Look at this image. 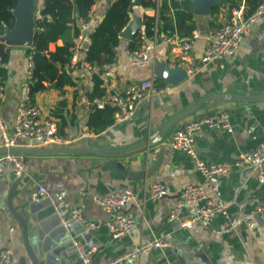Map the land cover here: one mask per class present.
<instances>
[{"label": "crops", "instance_id": "crops-1", "mask_svg": "<svg viewBox=\"0 0 264 264\" xmlns=\"http://www.w3.org/2000/svg\"><path fill=\"white\" fill-rule=\"evenodd\" d=\"M43 1L27 0L26 15L33 21L38 17ZM113 1L98 0L94 4L97 22ZM143 1L147 0L132 4L129 22L123 30H131L133 39L121 38L122 31L118 35L114 77L104 85L100 82L97 88L93 76L81 72L70 74L72 83L61 88L44 82V89L34 95L33 102L41 117L55 121L61 134L70 140L66 148L91 147L118 152L155 142L120 157L93 153L26 155L19 177H15L9 167L0 168V250L12 248L10 264H31L22 244L20 225L8 210L10 191L13 210L27 222L31 249L39 264H81L73 241L83 244L87 240L95 247L91 264H264V215L256 214L257 208L264 206V184L258 182L256 172L250 168L233 167L228 175L217 180V192L208 190L207 194L226 203L232 217L253 216L255 226L252 229L242 225L221 229L223 219L220 216L191 228L181 227L179 221H167L180 190L188 184L201 182L190 157L168 144L172 134L184 123L217 112L228 114L231 132L203 127L194 134L196 155L206 164L233 161L241 153L264 143V98L255 100L264 95V15L252 24L236 54L206 64L200 62L208 44L209 31L224 24L233 10L242 9L248 14L262 0H211L208 6L202 5L204 0H188L191 18L185 20L180 16V28H177L175 13H182L184 0H175L176 8L169 7L166 14L173 27L172 33H167L184 37L194 34L196 37L189 55L194 73L172 83H168L164 71L160 74L155 70L156 64L146 68L130 65L129 43L138 35H146L143 18L157 20L158 6L163 0H157L155 7H143ZM186 31L190 34L184 35ZM3 45L8 49V56L0 74V121L11 131L29 68L31 47ZM61 45V40L48 43L47 50L53 52ZM156 51V63H167L172 58L167 45L158 44ZM151 77L157 87L169 85V91L144 99L125 122L113 119L100 129L104 124L93 119L92 100L121 95L129 85ZM219 95L224 98H212ZM194 107L192 113L173 123L160 136L168 121ZM18 144L23 145V142L19 140ZM160 149L157 169L143 179H120L106 164L116 161L127 176L136 175L154 167ZM155 181H159L166 191L160 199L149 195V187ZM38 186L49 193L64 192L66 209L80 207L90 221H104L108 217L92 202L93 196L110 195L119 188H127L134 199L126 205L124 212L134 220L133 230L116 239L105 227L84 233L82 226L75 224L67 232L47 202L33 201ZM184 217L183 212L180 219ZM165 234L170 235L167 247L145 252L137 259L119 260L125 252Z\"/></svg>", "mask_w": 264, "mask_h": 264}, {"label": "built area", "instance_id": "built-area-1", "mask_svg": "<svg viewBox=\"0 0 264 264\" xmlns=\"http://www.w3.org/2000/svg\"><path fill=\"white\" fill-rule=\"evenodd\" d=\"M94 0L87 17L77 21L78 33L72 38L70 46V60L67 69L71 74L81 72L89 76H96L104 85L109 78L117 73L115 62L102 65L96 68L85 61L81 54L83 42L98 23L94 16ZM157 2V0H155ZM264 15V0L258 2L250 13L245 14L242 9L232 11L229 19L219 27L213 28L208 33V44L203 52L200 62L202 64L231 57L236 54L243 38L249 33L252 24ZM196 36L184 37L177 34L159 33L157 23L151 27L148 35H139L136 40V47L130 51V65L138 68H146L154 65L158 60L156 46L158 44L170 47L172 58L165 63L169 69L183 70L186 76L194 73V67L189 59L193 40ZM29 68L24 78L20 92V99L14 115L11 131L0 121V149L6 152L0 154V168L9 167L15 177H19L24 170L26 159L25 154L10 152L17 147L34 148H66L70 140L61 134L55 121L42 118L39 108L32 101L29 93L32 74V60L28 56ZM1 67L4 63L0 62ZM170 86L157 87L154 79H143L129 85L126 91L121 94H113L107 98L96 97L92 105L97 109L105 106L113 109L115 122H125L134 114L136 107L146 98L153 94L169 91ZM225 129L231 132L226 112H217L197 120L184 123L177 129L169 140L172 149L184 152L193 161L194 169L201 177L200 183H193L184 186L178 196L174 207L168 214V222L179 221L181 227L191 228L195 225L205 224L213 217L220 216L223 223L221 229H235L239 225L252 229L255 226L253 216L235 218L228 212V206L222 201L209 197L207 191L217 192V180L228 175L233 167L250 168L256 172L257 180L264 184V143L241 153L235 160L221 162L218 164H206L199 160L194 145V134L201 128ZM84 135H88L85 133ZM23 145H19L18 141ZM149 195L153 199H160L166 195L164 186L159 182H153L149 187ZM134 199L133 194L127 188H119L110 195H95L91 198L108 216L104 221H90L85 218L80 207L66 209L65 193L62 191L49 193L44 187L38 186L33 197L35 203L47 202L56 217L62 224L65 231L70 232L75 224L82 226L84 233L93 232L100 227H105L110 236L114 239L128 235L134 227V220L124 212L126 205ZM185 217L180 219L181 214ZM256 214L264 215V206L257 208ZM169 234L155 238L148 244L140 245L127 251L119 259H137L143 253L163 249L167 247ZM81 264H91V256L95 251L92 241L87 240L83 244L73 241ZM13 250L5 247L0 250V264H10Z\"/></svg>", "mask_w": 264, "mask_h": 264}, {"label": "trees", "instance_id": "trees-1", "mask_svg": "<svg viewBox=\"0 0 264 264\" xmlns=\"http://www.w3.org/2000/svg\"><path fill=\"white\" fill-rule=\"evenodd\" d=\"M94 0H44L43 6L35 19L36 32L33 35L31 48L28 55L32 60V74L30 84V97L42 91V84L48 82L55 87L61 88L65 84H71V73L67 69L69 64L72 45V38L78 33L77 21L85 19L93 5ZM17 5V0H0V37L4 35L7 29H12L14 25L13 9ZM175 0H163L159 6V16L157 20L153 18H143V25L146 29V35L150 33L151 27L157 23L159 33H172L173 27L166 16L169 7L176 8ZM184 6L182 13H175L177 28L179 26V17L190 20L191 4L188 0L182 2ZM143 7H155V0L143 1ZM132 8L131 0H114L103 18L96 24L88 35L89 46L82 52V58L96 68L115 61V49L118 46V35L124 30L129 22V16ZM191 30L192 27H189ZM190 32H185L188 35ZM139 36V35H138ZM137 36V37H138ZM58 40L62 45L55 48L53 52L47 50L48 43ZM137 40V39H136ZM136 40L129 43V50L136 47ZM8 56V49L0 43V62H5ZM3 69L0 67V74ZM94 84L100 86V81L93 76ZM94 118L104 124L100 129L113 121V109L108 106L102 109H94ZM105 121V122H104ZM92 126V124L90 125ZM94 126V125H93Z\"/></svg>", "mask_w": 264, "mask_h": 264}, {"label": "water", "instance_id": "water-1", "mask_svg": "<svg viewBox=\"0 0 264 264\" xmlns=\"http://www.w3.org/2000/svg\"><path fill=\"white\" fill-rule=\"evenodd\" d=\"M211 0H204L201 1L202 5L208 6V3H210ZM132 4H138L139 0H131ZM27 7V0H17V5L13 9L12 13L14 16V25L12 29H7L4 33L3 36L0 37V43L6 44V45H18V46H26L29 47L32 45L33 41V29H36V24L35 21L31 19L27 14V11L25 8ZM204 10V9H203ZM134 33L131 30H125L120 33V37L127 39V40H132ZM89 46V39L88 36L85 37L84 42H83V47L87 49ZM155 70L160 71V74L162 71H164V76L167 77L168 83L174 82V80H178L180 78L186 77V74L183 70H172L169 69L165 63H155ZM212 98L215 99H223V95L219 96H214ZM264 98L263 96L256 97V99ZM196 108L194 107L193 109H190L188 111H184L180 113L179 115L175 116L172 118L170 121L167 122V124L164 126L160 136L163 134V132L170 127L173 123L181 119L182 117L190 114L195 110ZM153 142L147 143L152 145ZM147 144H142V145H134L131 147H128L122 151L118 152H105V151H99L97 149L91 148V147H82L78 149H71V148H34V147H17L14 149H11L10 152L13 153H21L25 155H75V154H81V153H93V154H99V155H104V156H116L120 157L123 155H126L130 152H133L135 150H138L140 148H145ZM6 151L4 149L0 150V154L5 153ZM161 153L162 149L159 150L157 158L158 161L152 167L151 169H148L146 171H141L137 173L136 175L132 176H127L123 170H121L118 167V163L116 161H109L106 163L109 167H111L116 174V176L120 179H126V180H131V179H143L145 176H149L152 172H154L157 169V166L161 160ZM11 194L12 192L10 191L8 194L7 198V206L8 210L11 214V216L18 222L21 228V237H22V244L24 247V250L28 256V258L31 261V264H39L37 256L35 252L31 249V240L29 237V230H28V225L25 219L21 218L19 215L15 213L13 210V207L11 205Z\"/></svg>", "mask_w": 264, "mask_h": 264}]
</instances>
